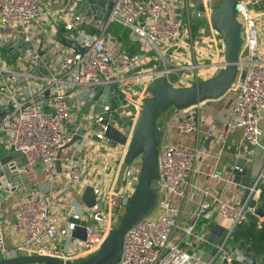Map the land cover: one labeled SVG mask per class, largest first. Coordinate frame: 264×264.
I'll return each mask as SVG.
<instances>
[{"label": "built area", "instance_id": "built-area-1", "mask_svg": "<svg viewBox=\"0 0 264 264\" xmlns=\"http://www.w3.org/2000/svg\"><path fill=\"white\" fill-rule=\"evenodd\" d=\"M52 1L0 0V49L18 37V29L28 41L33 40L38 34L33 35L31 30L42 14H50L44 12V7ZM69 1L71 5L67 9L62 8V12L74 11L82 0ZM111 1L110 24L118 23L129 28L130 38L141 43L151 58L154 55V66L150 69L136 70L139 65L137 57L125 52L114 54L105 37L81 30L69 39L87 46L88 50L79 53L56 43L53 60L49 66H44L47 73L42 75L38 66L33 68L30 65L27 70L18 71L3 58L7 52L0 54V107L3 112L0 115V150L3 148L7 152L14 148L24 158L29 171L40 167L46 181L45 185L25 188V195L16 204V215L11 223L7 224L0 213V260L45 255L75 262L95 254L110 232L120 224L138 184L141 167L126 165L125 155L143 104L152 94L149 88L152 80L166 76L174 87H189L215 76L225 66V44L218 31L206 22L208 29L194 32L190 18L191 8L203 4L208 20L214 8L213 0H184L185 15H176L169 0ZM237 17L245 39L241 41L239 74L227 92L232 107L225 131L220 136L221 146L215 158L216 164L208 175L209 181L201 189L191 218L182 226L180 220L189 186L203 155L198 138L200 123L196 117L204 103L169 110L167 116L163 114L158 122L162 136L158 153L159 175L153 181L156 203L125 233L123 255L117 264H212L191 251L192 247L208 243L209 231L197 232L202 218L218 216L226 219L231 228H236L248 221L249 214H255L249 202L242 204L228 200L212 192L210 187L213 179L222 178L217 164L232 131L242 130L243 138L264 153L262 0H241ZM84 18L82 13H73V18L69 17L66 22V29L74 30L76 23H82ZM49 37L52 36L49 34ZM31 69L32 73L29 72ZM243 71L244 77L241 76ZM104 84L114 87L117 95L121 96L119 107L126 111L118 113L128 118L130 131L120 130L126 135L127 142L120 144L117 150V146L106 138V114L112 110L109 102L103 104L101 111L92 119L91 124L101 125L92 135L89 131L93 125L74 124V131L80 127L87 131L73 145H78V150L83 152L88 148L99 159L94 167L95 177L86 185L93 187L95 203L88 206L81 200L55 206L53 195L63 179L73 187L86 182L83 159L72 156L61 160L64 146L75 134L69 131L68 123L78 118L71 109V91L79 86L92 90L93 86ZM94 95L93 90L87 94V99ZM173 122L179 136L197 135L193 147H182L167 140L168 129ZM24 184L25 181L18 192ZM262 185L264 165L250 187L251 200L259 201ZM11 187L8 183V188ZM82 221L85 225L81 224ZM77 229L84 238L74 235ZM10 239L13 240L12 246L7 242ZM227 261L228 264L244 262L245 256L235 251L228 255Z\"/></svg>", "mask_w": 264, "mask_h": 264}, {"label": "water", "instance_id": "water-1", "mask_svg": "<svg viewBox=\"0 0 264 264\" xmlns=\"http://www.w3.org/2000/svg\"><path fill=\"white\" fill-rule=\"evenodd\" d=\"M241 0H221L218 6L214 7L208 20L206 19L205 7L200 4L191 9V20L194 23L202 24L208 22L212 28L218 31L225 44V66L213 77L200 81L198 84L189 87H174L166 76L155 77L150 84L151 96L143 104L133 137L129 143L125 155V164L131 165L136 158L141 160V171L138 176L136 190L130 200L129 207L122 220L114 228L103 242L101 248L93 255L79 261H65L60 258L45 255H26L17 258L0 260V264H117L123 255L124 237L127 230L141 220L155 205L157 199L156 190L153 188V181L158 178L159 165L158 153L162 133L158 129V122L161 116L171 108L183 109L195 104L211 102L218 99H226L227 92L233 81L239 74V53L242 41L241 23L237 17V10ZM83 16L95 21H103L105 25L110 24V15L113 7L111 0H82ZM200 14V15H199ZM7 30V29H6ZM62 29L54 37L38 34L33 40L28 41L27 37L18 29V37L4 46L3 58L7 64H11V57L14 59H27L31 67L38 66L41 73H47L44 66H49L53 60L56 43L72 48L74 51L84 53L87 46L80 45L76 40L68 37H60ZM53 52V53H52ZM166 65H169V57H166ZM33 72V69L29 71ZM243 71L241 76L244 77ZM95 95L90 103L101 111V106L107 102L112 105L110 113L106 114L105 124H108L106 138L113 146L125 145L127 137L120 128L130 131L128 118L121 116L116 107L120 105L121 96L117 95L114 87L104 84L93 86ZM12 109V107H11ZM0 107V115H2ZM74 124L68 123V129L75 132L72 140L64 148L72 146L86 133L85 127L74 131ZM100 129L101 125H95ZM60 165V161L58 163ZM60 171V166H59ZM29 168L25 166L24 158L19 152L10 148L5 154L0 153V202L17 193L25 181V173ZM234 182L240 184L244 189L241 203L249 202L254 213L260 218L264 217L263 210L258 206V201L251 198L250 187L254 185L256 177H251L248 169H235L233 171ZM21 181V182H19ZM8 183L12 187L8 188ZM95 193L92 186L86 187L82 201L92 206L95 203ZM85 225V222H81ZM212 231L208 243L212 245V264H228L227 258L230 254L227 250L229 240L234 227H224L220 224H210ZM83 231V230H82ZM74 235L84 238L83 233L77 229ZM245 264H260L252 258H246Z\"/></svg>", "mask_w": 264, "mask_h": 264}, {"label": "crops", "instance_id": "crops-1", "mask_svg": "<svg viewBox=\"0 0 264 264\" xmlns=\"http://www.w3.org/2000/svg\"><path fill=\"white\" fill-rule=\"evenodd\" d=\"M174 8V12L176 15H183L185 11L183 10V2L184 0H169ZM71 5L69 0H53L48 3L44 7V12H48L50 14H42L44 16L43 19L38 20L32 28V34H41L48 35L49 34L54 37L58 34V32L65 27L66 22L69 17L73 18V13L81 14L83 12V6L77 5L75 10H64L67 9ZM262 6L264 7V0H262ZM194 8V7H193ZM192 9V8H191ZM52 17V20L49 18ZM191 18V11H190ZM192 21V20H191ZM115 23L109 24V26L105 25L103 21H95L91 18H84L82 23H76V28L72 31L65 30L60 33V37H68L71 38L72 35L76 34L78 30L84 29L86 32L88 28H97L99 36H103L106 39L107 46L111 49L114 54L118 53H129L130 48L126 45L125 41L119 40V37L116 36L114 32H108L111 25ZM192 28L194 32H198L202 29H208V27H203L200 24L192 22ZM197 26H196V25ZM124 29H128L123 26ZM44 30L40 33L41 30ZM261 41H263L264 45V27L261 32ZM131 39V38H130ZM135 43V42H134ZM131 45H133V40L131 39ZM69 50V49H68ZM53 53V52H52ZM132 57H137L139 60V65L135 67L136 70L143 69L142 66L145 64L151 63V54L146 52V50L141 49V52L137 51L135 56L129 53ZM25 71V70H24ZM88 87L79 86L73 89L71 95L69 97L71 103V109L74 115L78 118L71 121L70 124H79L85 125L84 123L90 125L94 116L100 112L96 106L90 103L89 98L87 99V94L92 92ZM232 107L231 98L228 97L226 99H218L213 100L211 102H205L201 105L199 115L196 117V120L200 123V133H199V142L201 144V148L203 150V155L201 160L198 162L196 166V173L192 179V184L189 186V193L187 201L183 207L180 224L185 225L196 207V204L200 198V192L205 185H207L209 178L208 175L212 171L213 167L216 164L215 158L219 152L220 148V136L225 131L226 122L229 119L230 111ZM168 113L164 115L167 116ZM264 127V121H263ZM93 127L91 128L94 131L96 123L91 124ZM197 139L196 134H187L179 136L174 128V122L171 123L170 128L168 129L167 140L170 143L177 144L182 147L191 148L195 145ZM80 147L78 145H73L64 150L61 153V160H65L72 156H78L80 159H83L85 162V181L81 184V186L73 187L64 179L59 183L57 187L56 193L53 195V203L55 206H63L67 205L71 201L82 200L81 192L86 189V185H88L89 181L95 177L96 173L94 171L95 164L98 163L97 154H93L88 151L86 148V152L79 151ZM88 151V152H87ZM264 165V153L261 149L255 146L253 143L246 141L243 138V132L240 129H236L231 132L228 136L226 145L224 150L222 151L219 162L217 164V171L220 173L222 178L213 179L211 181V191L214 193H219L223 198L228 200L240 202L243 198L244 189L240 184L234 182L233 171L236 167L241 169H248L251 173V177H257L258 173L261 171ZM40 167L35 169H31L28 173H25V184L24 188L18 193L9 196L0 202V213L3 214L4 220L7 224L11 223L16 215V204L21 201V199L25 195V188L31 185L42 184L45 185L46 181L44 176L40 173ZM36 172L38 174H36ZM36 176V177H35ZM231 181H230V180ZM21 196V197H20ZM264 220V217L261 218ZM220 224L224 227H230L229 222L221 217L214 216L211 218H202L197 232L201 234L203 230H208L209 234L212 231V227L214 224ZM8 245H13V240H8ZM200 246V245H199ZM192 247L191 251L199 253L201 256L204 255L205 258H202L205 261L212 262V257L210 255L212 245L209 243L202 245L201 247ZM229 253H231L228 250ZM260 263V262H259Z\"/></svg>", "mask_w": 264, "mask_h": 264}, {"label": "trees", "instance_id": "trees-1", "mask_svg": "<svg viewBox=\"0 0 264 264\" xmlns=\"http://www.w3.org/2000/svg\"><path fill=\"white\" fill-rule=\"evenodd\" d=\"M109 28L110 29L108 30V32H114L116 36L119 37V40H122V37L120 38V36L123 35V40L125 41L126 45L130 48V51H128L129 53L135 56L134 54H136L137 51L141 52V43L133 41V45H131L129 28L124 29L123 25L118 23L111 25ZM81 31L85 30L82 29ZM87 31V33L89 34L98 33V29L93 27L88 28ZM3 52L5 53V50ZM129 53L128 55H130ZM226 98H228V96H226ZM172 109L174 108H171L170 110ZM0 153L3 155L6 153V150L2 148L0 150ZM258 206L264 212V185L261 186V193L258 201ZM260 221V217L256 214H249L248 221L237 226L234 229L232 236L229 240L227 250H229L231 253H234L235 251H240L245 256V259L252 258L257 263L260 262V264H264V220L261 222ZM259 222L261 226H259ZM231 264L245 263L241 261H234Z\"/></svg>", "mask_w": 264, "mask_h": 264}, {"label": "rangeland", "instance_id": "rangeland-1", "mask_svg": "<svg viewBox=\"0 0 264 264\" xmlns=\"http://www.w3.org/2000/svg\"><path fill=\"white\" fill-rule=\"evenodd\" d=\"M221 2V0H213L212 1V3H213V7H216V6H218V4ZM183 15H185V13H183ZM44 18V16L43 15H41L40 17H39V20L40 19H43ZM51 20H52V17H49ZM259 20H261V19H259ZM201 25V24H200ZM201 26H203V27H208L207 26V24L206 23H202V25ZM242 41H244V39H245V34H244V31H243V29H242ZM261 38H262V36H261ZM2 43V39H0V44ZM262 45H263V41H262ZM3 49H0V54H1V52H3L2 51ZM9 57H10V59H11V64H9L10 66H12L13 68H15L16 70H18V71H24V70H27L28 69V67L30 66V64L27 62V59L25 58V59H14V57H11L10 55H9ZM154 66V55H152V58H151V63H148V64H145L144 66H142V68L143 69H150L151 67H153ZM138 88H140V86H137ZM116 109H117V111L118 112H125L126 111V109H124V108H122L121 106L120 107H116ZM93 134V131L92 130H90L89 131V135H92ZM120 147H121V145L119 144V145H117V150H119L120 149ZM131 164H133V165H136V166H139V167H141L142 165H141V160L139 159V158H136V159H134L133 161H132V163ZM19 182H21V181H19ZM21 197V196H20ZM122 220V219H121ZM118 226H119V224H118ZM202 245H200L199 247H201ZM202 256H203V258H205L204 257V255L202 254Z\"/></svg>", "mask_w": 264, "mask_h": 264}]
</instances>
